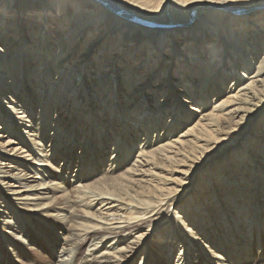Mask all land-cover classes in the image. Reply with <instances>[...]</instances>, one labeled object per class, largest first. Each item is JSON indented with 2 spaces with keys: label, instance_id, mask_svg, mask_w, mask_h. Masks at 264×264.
Returning <instances> with one entry per match:
<instances>
[{
  "label": "bare ground",
  "instance_id": "bare-ground-1",
  "mask_svg": "<svg viewBox=\"0 0 264 264\" xmlns=\"http://www.w3.org/2000/svg\"><path fill=\"white\" fill-rule=\"evenodd\" d=\"M0 45V264H264V0H0Z\"/></svg>",
  "mask_w": 264,
  "mask_h": 264
},
{
  "label": "rangeland",
  "instance_id": "rangeland-1",
  "mask_svg": "<svg viewBox=\"0 0 264 264\" xmlns=\"http://www.w3.org/2000/svg\"><path fill=\"white\" fill-rule=\"evenodd\" d=\"M176 28H179V27H176ZM195 28H197V27H194L193 29H195ZM205 29H214L213 27H209V28H205ZM232 30L233 29H231V32H232ZM192 30H190V32H191ZM58 33H59V31H58ZM57 33V34H58ZM230 34V33H229ZM182 36H184L183 35V32H181V33H179L177 36L175 35V36H173L172 38H171V41L172 42H175V41H179V40H182ZM230 36H231V39L233 40V42H232V45H233V48H234V52H236L238 55H241L242 57H243V46H241V45H239V43H237V40H235V34H234V32H232L231 34H230ZM184 42V41H183ZM182 42V43H183ZM245 43H247V42H245ZM241 44H243L242 42H241ZM3 45V44H2ZM0 47H1V45H0ZM184 47V46H183ZM182 47V48H183ZM29 48V47H28ZM99 47H97V48H95L92 52H91V55H93V52L95 51V50H97ZM217 49H222V50H224L223 49V45H220V46H218V45H216V44H214V47H213V50L211 49H209V48H207L206 49V51H204V53L206 52L207 54H208V56H209V54L210 53H212L213 51V53H216L217 52ZM13 50V46H11V47H3V53L4 54H6V53H8L9 51L11 52ZM83 50H80V52L78 53V54H80L81 52H82ZM224 52V51H223ZM11 54V53H10ZM250 54V53H249ZM207 56V57H208ZM226 57V54H224L223 55V59ZM245 60L246 59H249V58H247V57H245L244 58ZM255 61V60H254ZM147 63V62H146ZM145 63V64H146ZM48 66V65H47ZM215 66V65H214ZM126 70V69H125ZM162 73H164V70H162L161 72H160V76H162ZM175 74V73H174ZM62 75H63V73H62ZM83 76H84V74H82L80 77H79V81L83 78ZM93 77H94V83H96V78H95V75H93ZM263 77V76H262ZM6 79H8L7 78V76H6ZM247 79V78H246ZM0 82H2V80L0 81ZM157 82H158V80L157 81H154V82H152V84L150 85V87H149V89H146V87H144V89H143V91L142 92H144V94H142V98H143V100H145V102H149V98H151L152 96L150 95L151 93H153V87H151L152 85H156L157 84ZM6 83L8 84V85H11V82L9 81V80H7L6 81ZM48 83V82H47ZM46 83V84H47ZM180 83H182V84H184L183 82H180ZM182 86H179V89L181 88ZM129 89H131L130 87L129 88H127L126 90V92H128V94L130 93L128 90ZM146 89V90H145ZM152 89V90H151ZM155 89V88H154ZM19 92V89L17 90V93ZM19 94V93H18ZM12 94H10V93H8V94H6V95H2L1 93H0V104H3L4 106H7V108H8V104H6V102H7V97L6 96H8V97H10ZM6 97V98H3V97ZM111 96H112V94H111ZM101 99V98H100ZM11 100V99H10ZM13 100H15V99H13ZM59 100V99H58ZM88 100H89V98H88ZM120 99L119 98H117L116 99V102H118V103H120V101H119ZM17 101V100H16ZM151 102V101H150ZM88 101H84L83 102V107H84V112H89L90 111V113H91V117L93 118V115L95 114V107H94V105H95V99L93 100V102H91V103H89ZM211 103V102H210ZM210 103L208 104V107H207V109H209V110H211V108L212 107H210ZM116 104V103H115ZM184 105H186L187 103H183ZM212 105H213V103H212ZM211 105V106H212ZM87 110V111H86ZM153 110V109H152ZM167 110H170V108L169 107H167ZM143 112H146V114H148V112H149V110H145V111H143ZM155 112V111H154ZM263 113H262V116L264 115V111H262ZM171 113V112H170ZM169 113V114H170ZM0 115L3 117L2 119H3V121L0 119V123H2V124H0V146H5V147H8V148H10L9 146H6L4 143L5 142H7V139L9 138V136H8V134L7 133H5L4 131H3V129H2V127H4L5 126V124L7 123V117L8 116H6L5 117V114L4 113H1L0 112ZM120 115V114H119ZM133 115V118H136V117H138V115H137V113H132V111L130 110V113H129V115H128V119H130L131 118V116ZM12 116H13V114H12ZM70 117H71V115L69 114L68 115V120L66 121V125H68V121L70 120ZM120 117H121V115H120ZM9 118V117H8ZM53 118H55V116L53 115ZM11 117L8 119V120H10L11 121ZM84 120H87V117L86 118H84ZM54 121V120H53ZM116 122H117V120H116ZM133 123V122H132ZM54 124V122L53 123H51V125H53ZM136 123L134 122V125H135ZM257 124H258V122L256 121L255 123H253L252 125H254V127H252V128H249L248 129V134H247V136H246V138H245V140H247L248 138H252L251 140H252V142H253V145H258L259 147H262V148H264V141L263 140H258V141H256L255 139H257L256 138V132H254V128L257 126ZM54 125H56V124H54ZM134 125H132V128L134 127ZM137 125V124H136ZM184 126H185V123L183 124ZM138 126V125H137ZM119 128V127H118ZM83 129H85V127L83 128ZM182 128H179V130H181ZM55 128L54 127H52L51 128V132L50 133H52V135H51V137L50 138H53L52 136H53V134L54 133H56L55 131H57V130H55ZM253 133L255 134V135H253ZM5 134V137H3L2 135H4ZM25 135L27 134V133H24ZM24 134H21L22 135V137L24 136ZM12 137H15V136H12ZM116 138V137H115ZM7 144V143H6ZM80 145L82 144V143H79ZM16 145V144H15ZM79 145V146H80ZM14 146V145H13ZM238 147V146H237ZM236 147V148H237ZM259 149V148H258ZM252 151V150H251ZM12 152V151H11ZM22 151H19V152H15V153H11V157H13V159H14V161L18 158V159H20V161H22V163H27V162H31V158H32V156H28V153L29 152H23V153H21ZM246 152H247V150H246ZM0 154H4V155H6V156H8L7 155V153H3V151L0 149ZM78 154H79V152H78ZM258 154H260V156H259V158L256 160V158H257V155ZM261 154H264L262 151H261V149H260V153L259 152H256L255 154L254 153H251V154H247V155H250L249 156V158H251V157H253V155H256V157H255V160H251V161H249L250 162V165H252L253 163H255L258 167H260L261 168V170H264V157H262L261 156ZM28 156V157H27ZM135 156L137 157V154L135 153ZM238 157V156H237ZM257 161H258V163H257ZM260 162V163H259ZM38 164H40V162H38ZM75 166H77V163H74V166H73V168H72V170H74V169H76L75 171H77V168L75 167ZM18 168H21V166H18ZM53 172H55V173H58V171H57V169H54V170H52ZM37 172H39V171H36V173ZM41 173V172H40ZM60 175H61V173H59ZM224 174V173H223ZM222 173L220 174V176L221 175H223ZM39 175H41V174H39ZM61 176H59V178H60ZM67 179H70V180H72L73 182H74V179H72L71 177H67ZM64 184H65V182H63ZM77 183H75V185H76ZM249 186L250 185H248V187L246 188L247 190H251V189H249ZM72 187V186H71ZM71 187H68V191H70V189H72ZM43 189H46V188H42L41 190H43ZM195 190V189H194ZM32 190H29L28 192H31ZM198 194H199V191H201V192H203V193H206V192H204V191H202V190H199V188H198ZM250 194V196H251V193H249ZM194 196V198H193V200H191V202L188 204V208H187V211L188 212H191L192 211V214L193 215H196V216H198V217H196V218H199V215L197 214V212H193V210H195V211H197V209L199 210V207L197 208H195V201H194V199L195 200H197L201 195H206V196H210L209 194H200V196L198 197V196H195V194H193ZM220 196H218L216 199H217V201L218 202H221V206L223 205V203H224V201H225V198L223 197V195H222V193H220L219 194ZM222 195V196H221ZM264 198H260V202H263L264 200H263ZM189 200V197L187 196L186 197V195H185V200H182V201H178V200H176V205H173L172 206V208H171V212L172 213H177L179 216H182L183 215V213H185V210L184 209H181V208H178V207H183V205H185L187 202L186 201H188ZM207 200V199H206ZM198 201V200H197ZM19 202H21V201H19ZM1 204L3 203V201H1L0 202ZM252 203L253 202H251V203H248V207H249V209H252ZM259 203V202H258ZM256 204L255 205V207H257V206H259V204ZM201 204V203H200ZM95 207V209L96 208H98L99 207V205H96V206H94ZM247 207V205H246V207L245 208H248ZM94 209V210H95ZM202 209V212L204 211L205 212V210H206V212H207V216L209 215V208H207V206L205 207V210H203V208H201ZM71 213V212H70ZM172 213H171V216H170V219H168V220H163V221H160V223L159 224H161V225H165L166 223H168L170 220H173L174 219V216L175 215H172ZM206 216V218H208ZM214 218H215V216H213ZM172 218V219H171ZM221 219V218H220ZM250 217H248V221H247V223H246V226H252L251 225V223L254 221L255 222V219L254 220H252L251 222H250ZM199 220V219H198ZM208 220V222H210V220H211V218H209V219H207ZM237 220H239V219H237ZM154 222H156L157 221V219H155L154 218V220H153ZM256 221H257V218H256ZM261 222H262V219H261ZM27 224V222H25V223H22V222H19V225H15L16 227H15V231L16 232H18V230H19V228H21L22 226L23 227H25V225ZM253 224V223H252ZM17 226H19V228L17 227ZM45 228L46 227H50V226H45V225H43ZM18 228V229H17ZM251 228H253V226L251 227ZM6 231H9V230H6ZM247 231V230H246ZM201 233V232H200ZM20 235V236H19ZM201 235H202V233H201ZM247 235V234H246ZM187 236H189V234H187ZM39 237H41V235L39 234ZM21 238V239H20ZM17 239L19 240V241H22V242H24V244L25 245H28L27 244V240H26V238H25V236L23 235V234H18L17 235ZM218 240V239H217ZM157 240H155V242H156ZM162 241H163V239H161V240H158L157 241V243L158 244H161L162 243ZM46 242V241H45ZM178 242H179V240H178ZM178 242H174L173 240H171V242H170V244L171 243H173L174 245H175V248H173V250H172V252L170 253V257H171V259H172V261H177L178 259H180L181 257H183L182 259H181V261H183L186 257H187V253L188 252H190V254H191V256H192V258H193V260H194V262L195 263H198V260L200 259V255H199V251L197 250V248H196V246L195 245H193V243H190V244H188V246L186 247V249H188V251H186V250H184V253H182V251H180V249L178 248V246L179 245H182V244H180V243H178ZM178 243V244H177ZM172 244V245H173ZM167 244H165L164 246H166ZM176 249V250H175ZM86 250V251H85ZM82 254L83 255H86L87 254V249H84L83 251H82ZM189 256L190 255H188V258H189ZM191 260V259H190ZM196 260V261H195ZM140 262V260L137 262V263H139ZM184 263L186 264L187 263V260H185L184 261ZM251 264H254V262L253 263H251Z\"/></svg>",
  "mask_w": 264,
  "mask_h": 264
}]
</instances>
